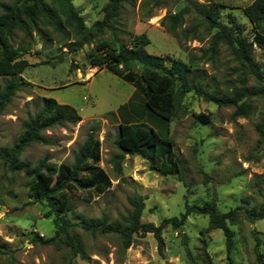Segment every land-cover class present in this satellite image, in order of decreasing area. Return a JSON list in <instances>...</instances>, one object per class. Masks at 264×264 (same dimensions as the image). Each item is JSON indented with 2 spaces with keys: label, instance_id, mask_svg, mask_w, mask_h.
<instances>
[{
  "label": "rangeland",
  "instance_id": "rangeland-1",
  "mask_svg": "<svg viewBox=\"0 0 264 264\" xmlns=\"http://www.w3.org/2000/svg\"><path fill=\"white\" fill-rule=\"evenodd\" d=\"M13 1L0 0V14L2 5ZM192 1L126 0L115 25V38L131 45L133 37L146 33L150 39L148 52L169 57L168 66L172 59L188 62L189 56L194 55L196 65L191 76L201 79L212 92L229 94L234 87L242 86L243 67L224 44L212 57L204 55L211 35ZM198 1L217 3L223 20L230 19L228 14H232L244 33L254 37L242 11L253 0ZM107 2L73 0L87 25L103 17ZM185 6L190 11L185 15L183 28L196 25L198 39L193 38L194 33L184 38L182 27L172 34L162 24L167 13ZM41 29L43 35L37 31L32 34L14 31V45L26 49L22 56L30 63L21 76L30 84H21L0 113V147L16 142L24 130V121L44 106L43 97L72 105L81 120L44 130L45 142L28 146L21 155L24 161L32 165L41 159L56 165L71 164L91 125H96V135L101 141L100 165L109 174L112 185L102 194L94 195L90 202L79 197L71 200L67 211L71 223L82 218L106 217L109 222L126 224L132 210L129 198L136 194L142 195L145 203L141 222L156 226L166 218L179 216L186 202L202 204L214 195L222 211L236 206L258 209L264 202V138L255 127L264 114L263 95L251 98L254 105L251 116L234 118L233 106L207 102L189 92L178 116L168 121L146 105L145 95L137 90L135 82L106 67L89 64L86 53L95 48L96 42L70 53L59 33L44 25ZM102 38L112 40L113 36L108 31ZM254 56L264 65V49L256 46ZM135 75L139 76L137 72ZM247 75V87L259 86L254 75ZM11 79L9 75H0V91ZM200 113H210L209 122H201ZM121 122L147 123L162 137L172 139L180 159V172L163 175L152 170L149 161L140 155H125L119 166L116 138ZM49 209L45 201L30 196L29 178L23 172H13L0 161V245L9 252L0 254V264H190L188 250L196 264L228 263L224 232L208 230L206 215L191 214L178 228L172 224L165 226L162 245L153 233L137 234L127 249L118 234H92L80 226L71 227L69 232L82 240L87 256L83 258L64 242H43L53 237L57 229L55 214L47 216ZM230 229L234 264H258L256 253H264V218L252 221L241 210L238 222L230 225Z\"/></svg>",
  "mask_w": 264,
  "mask_h": 264
},
{
  "label": "trees",
  "instance_id": "trees-1",
  "mask_svg": "<svg viewBox=\"0 0 264 264\" xmlns=\"http://www.w3.org/2000/svg\"><path fill=\"white\" fill-rule=\"evenodd\" d=\"M125 1L108 0L103 8V17L91 25L86 24L82 11L74 6L73 0H14L3 4L0 14V75H9L12 79L0 91V113L11 102L21 84H30L21 76L30 63L22 56L26 49L14 45V31L20 29L27 34L37 31L43 35L41 25H44L62 36L70 53L96 42L95 48L86 53L89 64L92 67H106L114 74L135 82L137 90L145 95L146 105L165 120L171 121L178 116V109L182 108L183 99L189 92H194L207 102L233 106L234 118L252 115L254 105L251 98L264 96V65L254 56L256 46L264 49V0H253L242 9L255 33L253 38L244 33L243 26L232 14H228L230 19L223 20L221 6L217 3L209 0L207 3L192 1L201 23L211 35L210 45L204 55L209 54L212 57L224 44L243 67L244 74L240 78L242 86L234 87L229 94L212 92L201 79L191 76L196 65L194 55L189 56L188 62L172 59L171 65L168 66L166 62L169 57L148 52L150 39L146 33L133 37L131 45L118 42L115 38V25L119 22ZM189 11L190 7L185 6L174 13H167L162 19L163 26L170 33L177 34L179 28H183L185 15ZM108 31L113 36L112 40L102 38ZM181 33L184 38L194 33L193 38L198 39L196 25L183 28ZM248 73L255 76L259 86H246ZM43 101L44 106L40 111L24 121V130L16 142L11 146L0 147V161L13 172H23L29 178L30 196L48 204L50 209L47 216L55 214V235L45 241L38 237L39 240L44 243L64 242L75 254L87 258L82 240L71 234L69 228L80 226L92 234H118L123 247L127 249L137 234L145 236L153 233L162 245V230L165 226L172 224L178 228L191 214L206 215L209 218L208 230H223L227 245V264H234L231 255L233 235L230 225L238 222L241 210L252 221L264 218V202L258 209L236 206L222 211L218 207V197L214 195L202 204L186 202L184 212L179 216L166 218L156 226L141 222L145 203L143 196L136 194L129 198L132 210L125 220L126 224L109 222L106 217L82 218L78 223H71L67 215L70 201L79 197L90 202L94 195L108 190L112 180L100 165L101 141L96 135L95 124L91 125L90 132L71 164L63 162L56 165L48 163L47 159H41L36 165H32L21 159L28 146L45 142L44 130L63 122L81 120L80 113L72 105L59 103L54 97H43ZM184 109L187 110L185 107ZM198 116L203 123L210 120V113H200ZM255 127L259 136L264 138V114ZM118 128L116 144L120 153L116 158L119 166L125 155H140L149 161L152 170L163 175L180 172V159L172 139L162 137L154 127L143 122H121ZM187 252L190 264H196L193 254L189 250ZM7 253L8 250L0 245V254ZM256 258L258 264H264V253L258 251Z\"/></svg>",
  "mask_w": 264,
  "mask_h": 264
},
{
  "label": "water",
  "instance_id": "water-1",
  "mask_svg": "<svg viewBox=\"0 0 264 264\" xmlns=\"http://www.w3.org/2000/svg\"><path fill=\"white\" fill-rule=\"evenodd\" d=\"M182 237H183V241L185 242V237H184V235L182 234Z\"/></svg>",
  "mask_w": 264,
  "mask_h": 264
}]
</instances>
